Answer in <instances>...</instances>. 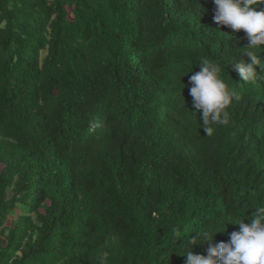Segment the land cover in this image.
Returning <instances> with one entry per match:
<instances>
[{
    "label": "trees",
    "instance_id": "1",
    "mask_svg": "<svg viewBox=\"0 0 264 264\" xmlns=\"http://www.w3.org/2000/svg\"><path fill=\"white\" fill-rule=\"evenodd\" d=\"M214 7L0 0V264H185L188 237L264 206V81L233 70L249 41ZM203 58L241 95L211 136Z\"/></svg>",
    "mask_w": 264,
    "mask_h": 264
},
{
    "label": "clouds",
    "instance_id": "2",
    "mask_svg": "<svg viewBox=\"0 0 264 264\" xmlns=\"http://www.w3.org/2000/svg\"><path fill=\"white\" fill-rule=\"evenodd\" d=\"M213 4L214 21L229 27L233 33L243 30L249 41V46L241 48L239 54L247 56L250 62L234 60L233 70L245 83L264 81V58L260 56L264 52L261 47L264 46V0H213ZM222 70L220 64L203 58L199 71H190L189 95L195 110L192 113H200V125L206 136L213 134L214 126L230 123L228 108L241 99L240 93L221 78ZM227 223L238 225V229L228 233L227 242H215L216 234L224 232ZM199 243L208 244L206 255L193 251ZM182 245L185 264H264V206L256 207L251 216H237L225 220L222 226L197 231Z\"/></svg>",
    "mask_w": 264,
    "mask_h": 264
}]
</instances>
